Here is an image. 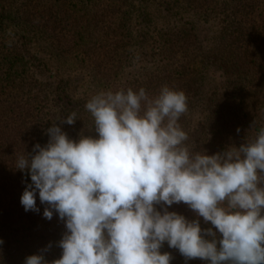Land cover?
<instances>
[{"label": "clouds", "instance_id": "clouds-1", "mask_svg": "<svg viewBox=\"0 0 264 264\" xmlns=\"http://www.w3.org/2000/svg\"><path fill=\"white\" fill-rule=\"evenodd\" d=\"M85 107L97 138L73 141L55 124L46 146L34 145L36 154L16 163L31 180L20 198L24 211L39 212L38 193L48 205L43 217L55 212L65 223L62 255L52 264H170L160 251L165 242L186 259L264 264V128L254 142L209 156L185 145L183 91H101ZM180 203L219 236L167 210ZM161 204L167 207L157 211ZM25 264L46 262L35 254Z\"/></svg>", "mask_w": 264, "mask_h": 264}, {"label": "trees", "instance_id": "trees-1", "mask_svg": "<svg viewBox=\"0 0 264 264\" xmlns=\"http://www.w3.org/2000/svg\"><path fill=\"white\" fill-rule=\"evenodd\" d=\"M198 2L199 18L221 24L216 45L206 51L189 41L191 29L182 28L172 35V43L164 35L163 45L149 59L134 58L130 45L114 41L117 29L120 37L133 40V19L116 6L117 1L106 8L118 10L110 18L121 16L116 19L117 29H112L107 14L100 19L86 6L74 10L66 21L69 32L63 40L71 36V45H44L52 77L40 78L44 73L40 67L47 63H31V45H0V264H25L35 254H42L46 264L61 258L58 244L67 231L65 223L55 212L50 221L43 217L48 205L40 203L38 193L39 212L24 211L20 198L31 180L27 169H16V163L22 156L31 159L36 154L34 145L46 146L47 130L55 124L73 141L98 137L87 102L75 100L70 91L68 78L73 73L91 77L105 92L143 88L155 97L164 86L183 91L188 111L178 123L188 136L185 145L190 151L211 156L255 141L264 128V0L193 1ZM44 4L26 2L18 8L8 3L2 8L0 0V28L13 22L27 28L34 18L48 19L42 12ZM44 11L53 12L52 6ZM98 23H105L100 45L94 32ZM196 112L198 117L192 119ZM72 113L76 114L74 124H61ZM155 207L161 211L167 206ZM167 210L189 221L199 220L202 229L217 232L184 203ZM160 251L171 255L170 264H209L199 258L186 259L167 242Z\"/></svg>", "mask_w": 264, "mask_h": 264}, {"label": "rangeland", "instance_id": "rangeland-1", "mask_svg": "<svg viewBox=\"0 0 264 264\" xmlns=\"http://www.w3.org/2000/svg\"><path fill=\"white\" fill-rule=\"evenodd\" d=\"M117 1L116 6L122 7V12H128V16L133 19L130 23L133 31V40H127L120 37L118 29L115 27L118 24L116 19L121 16L110 18L118 14V10L109 9V2ZM187 0H1V7L7 8L10 5H19L28 3L29 5L42 6L43 13L48 15V19L34 18L32 26L27 28L23 24L13 22L0 28V45H31L30 58L31 63L38 65L40 62L47 63L46 67H40L39 71L44 72L40 78L52 77V65L49 61V56L43 52L44 45H71V36H67L63 40V34L68 33L66 27L67 20L74 13V10L82 7H92L94 13L101 19L102 16L108 15V21L112 24V29H117V34L114 35V41L117 45H130L131 55L134 58H140L142 61L147 60L152 54L158 52L159 45H163V40L166 37L173 40L172 35L178 33L180 29H191L189 41L193 45L202 46L204 51L208 50L211 45H216L218 41L221 24L219 20L212 19L205 21L199 18L197 9L201 7V2L198 4L186 2ZM199 1V0H198ZM121 5H124L121 6ZM36 6V5H35ZM52 6L53 12L44 11V7ZM76 6V7H74ZM196 8V9H195ZM121 12V13H122ZM50 15L54 18L50 19ZM197 26V27H195ZM198 29L197 30H195ZM105 30V23H98L94 28L95 38L98 40L96 45H100L103 41L102 37ZM172 43V42H171ZM48 70V71H47ZM49 80V79H48ZM43 81V80H41ZM70 91L73 93L75 100L88 102L91 97L103 91L93 82V79L87 75L73 73L68 78ZM44 83V82H43ZM194 118L198 114L193 115Z\"/></svg>", "mask_w": 264, "mask_h": 264}]
</instances>
